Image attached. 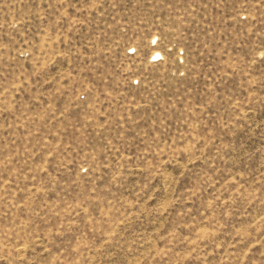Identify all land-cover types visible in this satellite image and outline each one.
Instances as JSON below:
<instances>
[{
    "label": "rangeland",
    "instance_id": "obj_1",
    "mask_svg": "<svg viewBox=\"0 0 264 264\" xmlns=\"http://www.w3.org/2000/svg\"><path fill=\"white\" fill-rule=\"evenodd\" d=\"M0 264H264V0H0Z\"/></svg>",
    "mask_w": 264,
    "mask_h": 264
}]
</instances>
